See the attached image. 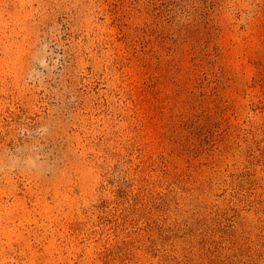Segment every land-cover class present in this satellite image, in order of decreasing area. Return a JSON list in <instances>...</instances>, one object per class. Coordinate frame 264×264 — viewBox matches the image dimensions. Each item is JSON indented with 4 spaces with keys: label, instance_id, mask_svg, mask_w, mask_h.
<instances>
[{
    "label": "rangeland",
    "instance_id": "obj_1",
    "mask_svg": "<svg viewBox=\"0 0 264 264\" xmlns=\"http://www.w3.org/2000/svg\"><path fill=\"white\" fill-rule=\"evenodd\" d=\"M0 264H264V0H0Z\"/></svg>",
    "mask_w": 264,
    "mask_h": 264
}]
</instances>
